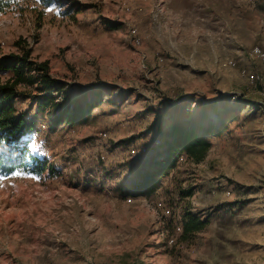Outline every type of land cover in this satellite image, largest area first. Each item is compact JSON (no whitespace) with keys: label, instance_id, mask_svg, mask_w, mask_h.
<instances>
[{"label":"rangeland","instance_id":"obj_1","mask_svg":"<svg viewBox=\"0 0 264 264\" xmlns=\"http://www.w3.org/2000/svg\"><path fill=\"white\" fill-rule=\"evenodd\" d=\"M9 2L0 14V55L31 49V60L48 61L64 84L58 101L93 106L88 120L51 136L37 117L30 150L60 174L0 176V264L264 257V62L251 56L264 51V0ZM254 75L260 79L252 82ZM15 104L35 115L29 100ZM174 121L209 132L206 157L195 163L181 155L155 193L120 199L117 188L135 174L127 162L162 153ZM173 210L206 219L205 238L178 241L181 227L167 226Z\"/></svg>","mask_w":264,"mask_h":264},{"label":"trees","instance_id":"obj_2","mask_svg":"<svg viewBox=\"0 0 264 264\" xmlns=\"http://www.w3.org/2000/svg\"><path fill=\"white\" fill-rule=\"evenodd\" d=\"M10 6L9 0H0V14L8 11ZM17 44L21 45L20 41ZM21 85L34 86L35 92L21 91L19 89ZM63 85L60 80L51 75L48 61L37 63L31 60V49L23 46L20 53L0 55L1 177L8 176L15 171L41 178L46 171L51 176L60 174L48 158L32 152L29 144L32 136L40 130L38 115L45 118L49 136L55 134L64 123L74 125L88 120L93 105L89 104L85 98L68 101L66 104L57 100L56 93ZM92 93L101 94L100 91ZM19 99H27L36 105L34 116H30V113L16 106L15 102ZM191 126L174 121L162 137L164 145L162 153L155 152L150 157L147 154L137 156L135 160L139 162L136 165L134 164L136 162H127L135 174L130 180L119 185L118 197L120 199L139 198L155 193L158 186L157 179L175 168L181 155H185L195 163L201 162L212 147L207 137L209 132L198 133L192 129L194 125ZM221 129L218 128L217 131L221 133ZM219 133L216 132V134ZM183 214L180 217L174 211L171 217L169 216L167 226L176 231L180 226L177 240L191 243L203 230L206 221L190 212Z\"/></svg>","mask_w":264,"mask_h":264},{"label":"bare ground","instance_id":"obj_3","mask_svg":"<svg viewBox=\"0 0 264 264\" xmlns=\"http://www.w3.org/2000/svg\"><path fill=\"white\" fill-rule=\"evenodd\" d=\"M251 56L257 60L264 62V51L260 49L259 47H256L252 50ZM231 63L235 64L234 62H231ZM258 79H260L259 75H254L251 77L252 82H255Z\"/></svg>","mask_w":264,"mask_h":264},{"label":"crops","instance_id":"obj_4","mask_svg":"<svg viewBox=\"0 0 264 264\" xmlns=\"http://www.w3.org/2000/svg\"><path fill=\"white\" fill-rule=\"evenodd\" d=\"M226 191H229L230 192V194L229 195H231V191L230 190H226ZM224 196H226L225 195V193H224ZM229 199H227V200H224V201H221V202H224V203H229ZM231 213V212H230ZM225 214H228V213H225ZM203 220H205L206 221V223H207V220L206 219H203ZM205 226H206V224H205ZM205 226H204V228H203V230L198 234L199 236H203L204 237V235H203V231L205 230ZM205 238V237H204ZM214 240H216V236H214ZM252 264H264V257H262V256H260L257 260H255L254 261V263H252Z\"/></svg>","mask_w":264,"mask_h":264},{"label":"snow or ice","instance_id":"obj_5","mask_svg":"<svg viewBox=\"0 0 264 264\" xmlns=\"http://www.w3.org/2000/svg\"><path fill=\"white\" fill-rule=\"evenodd\" d=\"M49 11H51V9H49ZM16 175H19V173H16Z\"/></svg>","mask_w":264,"mask_h":264}]
</instances>
